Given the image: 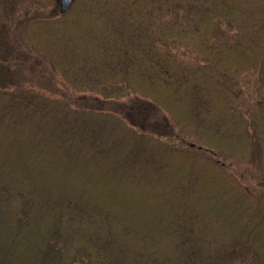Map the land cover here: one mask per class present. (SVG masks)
<instances>
[{
  "label": "trees",
  "instance_id": "1",
  "mask_svg": "<svg viewBox=\"0 0 264 264\" xmlns=\"http://www.w3.org/2000/svg\"><path fill=\"white\" fill-rule=\"evenodd\" d=\"M73 3L81 19L62 30ZM73 3L20 31L35 53L0 42V264H264V196L218 162L217 141L158 135L171 120L192 133L178 111L208 129L205 93L231 106L264 67V0ZM177 152L199 167L173 169ZM216 205L238 218L215 220Z\"/></svg>",
  "mask_w": 264,
  "mask_h": 264
},
{
  "label": "rangeland",
  "instance_id": "2",
  "mask_svg": "<svg viewBox=\"0 0 264 264\" xmlns=\"http://www.w3.org/2000/svg\"><path fill=\"white\" fill-rule=\"evenodd\" d=\"M59 2L60 0H0V42L9 44V49L19 47L18 49L29 50L32 53H35L34 50L29 49L28 47L27 49L26 47L20 48V31L22 33L26 29L27 31H30L31 29L36 30V26L33 25L35 20L52 17L53 14L56 15L57 11L54 7L56 6L59 8ZM73 6L76 9H73L67 18L64 20H55L56 25L62 30L72 27V25L79 22L77 19H81L80 16H77L76 14H80L83 11L82 6L78 7V4L76 5V3H73ZM52 11H56V13H52ZM73 12L76 14L74 15ZM42 38L44 37L42 36ZM36 39L39 40V37L37 36ZM21 72L24 73L25 76L29 75L27 74V68H23ZM240 78H242L243 81H241L237 96H234L231 100L233 102L231 103V106L228 99L225 97V94L221 92H211V99L209 100V94L205 93L210 112L206 117L207 123L201 121L200 124L209 125L210 129H204L196 124L192 118L189 119L188 115L186 116L182 111H178L175 115L176 119L174 120L177 122L182 118L187 120L186 126H182L192 133L187 132L182 127L180 128L176 126L179 124L171 120L168 124L169 126H163V128L160 127L158 135L161 136L168 133L179 134L178 137L182 140L184 139L187 144L195 143L196 145L199 144L197 142L200 140L201 142L208 139L217 141L220 147L213 145L211 150L218 153V162L224 164V167H228L231 170H238L243 181V188L248 191L249 195H251V200H256L257 198L264 196V153L260 156L259 160H254L255 162L252 160V151L254 152L253 145L257 140L263 145L264 150V67L259 70L255 69L250 74L244 72ZM40 84L45 85V81H41ZM118 102L122 103L121 100ZM165 102L167 104H172V102ZM246 123L250 124L247 128L249 132L244 129ZM217 136L226 141L218 139ZM172 141L178 144V141ZM147 142L149 145L152 143L150 139H148ZM160 142L166 143L163 139H160ZM187 144L183 146L189 148ZM171 155L173 157H171ZM164 157H171L173 159L172 168L175 170L179 169L182 171L183 169L185 171L192 170L193 172L194 168L199 167V165L193 163V159L195 158L193 153L177 152L176 154L164 155ZM236 162L239 164H236ZM260 163L262 164L260 165ZM204 168L206 169L200 172L201 176H205V174L209 172L211 175L213 174L212 171H214V169L212 170L208 164H205ZM185 173L188 174L187 172ZM180 177L181 176H178V178ZM197 187L200 188L198 190V192L200 191L199 200L193 198V203L198 202L197 205L200 203L201 206L205 203L204 198H208L206 194L207 191L206 189H203V186ZM214 200L217 201L218 204V197ZM213 212L217 215L211 213L215 220L220 218L223 222L226 220L232 223L233 218H238L236 215H233L232 211L228 212L224 209L219 210L218 205L215 206ZM210 218L211 217L208 219ZM165 219H167L166 216H163L162 221ZM221 220L218 222L224 224ZM158 222L160 223V221ZM168 225L169 223L165 220L162 223V229ZM233 225L237 226L235 223ZM212 226L216 230L220 225L212 224ZM224 232H220L223 237H225L224 235H230V232ZM227 250L230 254L234 253V250L231 248H228Z\"/></svg>",
  "mask_w": 264,
  "mask_h": 264
},
{
  "label": "water",
  "instance_id": "3",
  "mask_svg": "<svg viewBox=\"0 0 264 264\" xmlns=\"http://www.w3.org/2000/svg\"><path fill=\"white\" fill-rule=\"evenodd\" d=\"M73 0H60L59 10L61 14H66L71 8Z\"/></svg>",
  "mask_w": 264,
  "mask_h": 264
}]
</instances>
